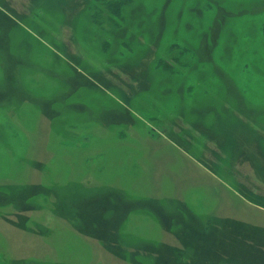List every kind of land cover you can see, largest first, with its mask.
Returning a JSON list of instances; mask_svg holds the SVG:
<instances>
[{
    "label": "rangeland",
    "instance_id": "rangeland-1",
    "mask_svg": "<svg viewBox=\"0 0 264 264\" xmlns=\"http://www.w3.org/2000/svg\"><path fill=\"white\" fill-rule=\"evenodd\" d=\"M92 2L0 0V264H264V0Z\"/></svg>",
    "mask_w": 264,
    "mask_h": 264
},
{
    "label": "trees",
    "instance_id": "trees-1",
    "mask_svg": "<svg viewBox=\"0 0 264 264\" xmlns=\"http://www.w3.org/2000/svg\"><path fill=\"white\" fill-rule=\"evenodd\" d=\"M91 4V19L98 26L103 27L106 23L113 24L115 27H122L121 23L125 19L126 8L132 3L133 0H92ZM121 22V23H120ZM264 33V26H263ZM123 45V44H122ZM109 46V45H108ZM177 48V44H173L171 50ZM176 63L178 57L173 56ZM179 65V64H178ZM178 65L169 63L163 57L157 58L154 67L158 70L164 71L170 77L178 76ZM186 66V65H185ZM214 171V170H213ZM228 181V180H227ZM237 181L235 180V183ZM245 196V195H244Z\"/></svg>",
    "mask_w": 264,
    "mask_h": 264
}]
</instances>
